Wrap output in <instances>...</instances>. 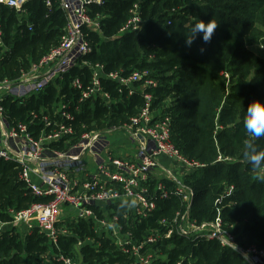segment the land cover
Returning a JSON list of instances; mask_svg holds the SVG:
<instances>
[{"label":"trees","instance_id":"obj_1","mask_svg":"<svg viewBox=\"0 0 264 264\" xmlns=\"http://www.w3.org/2000/svg\"><path fill=\"white\" fill-rule=\"evenodd\" d=\"M135 7L140 27L121 32ZM0 12V80L14 82L60 44L67 19L57 0L50 6L46 0H31L21 13L7 7ZM88 12L99 21L98 30H85L91 52L44 92L24 101L7 97L3 106L10 121L27 122L32 112L52 115L54 106L65 103L75 115L76 134L70 138L75 143L84 132L129 123L144 107V95L151 94L152 110L170 120L173 143L202 165L183 176L194 193L189 221L202 225L220 219L239 246L264 249V168L252 170L243 158L245 141L264 149V137L247 134L242 121L250 102H264V56L253 50L264 53V0H103L90 5ZM199 19L212 20L217 27L209 42L201 33L187 46L185 37ZM85 62L102 66L104 76L148 74L129 87L102 77L110 102L102 97L80 102L73 81H89L91 70ZM147 80L156 86L145 87ZM68 146L54 145L59 151ZM20 171L17 163L0 159L3 222L11 220L10 210L23 211L52 198L34 196L20 181ZM162 181L172 192L174 184ZM156 204L143 219L132 212L126 218L125 206L114 207L136 244L151 234L159 236L141 250L152 256L150 264H244L241 255L217 240L196 235L187 239L176 232L167 237L162 221H172L186 205L173 193L167 199L158 197ZM93 208L102 217L99 208ZM59 225L64 229L58 230L57 245L39 228L29 234L8 228L0 236V264H62L57 261L60 256L75 264H140L111 237L97 233L94 219L68 218L57 223V229Z\"/></svg>","mask_w":264,"mask_h":264},{"label":"built area","instance_id":"obj_2","mask_svg":"<svg viewBox=\"0 0 264 264\" xmlns=\"http://www.w3.org/2000/svg\"><path fill=\"white\" fill-rule=\"evenodd\" d=\"M29 1L0 0V9L7 7L21 13ZM57 1L67 19L60 44L23 73L19 80H0V159L13 161L20 166V181L34 196L52 198L47 203H36L23 211L10 210L11 220H0V236L8 228L25 227L27 234L39 228L50 242L57 245L60 233L57 229L58 219L64 208L68 207L76 219H94L97 233L111 237L124 253L139 259L140 264H150L152 256L142 255L141 250L145 244L157 242L159 236L151 234L145 242L136 244L131 233H125L114 207L125 206L126 218L132 212L135 217L143 219L156 209L158 197L167 199L173 193L181 196L186 211L178 212L172 221H162L167 229V237L176 232L187 239L196 235L217 240L241 255L244 264H264V249L239 246L236 238L223 229L220 219L202 225L189 221L188 212L194 193L183 183V176L202 165L184 156L173 143L170 120L152 110L151 94L144 95V107L137 116L130 118L129 123L106 131L84 132L75 143L70 140L76 134L73 125L75 115L65 103L54 106L52 115L32 112L27 122L10 121L3 106L7 97L24 101L44 92L49 85L69 73L80 58L91 52L85 30H98L99 21L89 14L88 8L92 4H102L103 0ZM46 4L50 6L51 0H46ZM136 8L121 32L137 31L140 27L141 20ZM2 35L0 24V41ZM84 65L91 70L89 81H73V88L81 93L80 102L99 97L110 102V95L102 87V77L129 87L148 74L134 73L129 78L117 73L104 76L102 66L87 62ZM144 86H156V82L147 80ZM133 92L131 90L130 94ZM118 131H123L130 144L135 145V152L126 151L119 155L109 148L112 144L109 135ZM61 142L69 145L68 149L59 151L54 147ZM160 171H163V176L158 177ZM164 179L174 184L172 192L162 181ZM94 206L99 208L102 217L97 215ZM57 261L75 264L71 258L64 256L58 257Z\"/></svg>","mask_w":264,"mask_h":264},{"label":"clouds","instance_id":"obj_3","mask_svg":"<svg viewBox=\"0 0 264 264\" xmlns=\"http://www.w3.org/2000/svg\"><path fill=\"white\" fill-rule=\"evenodd\" d=\"M216 27V23L212 20L207 23L201 19L196 20L190 27V34L185 37V44L191 46L197 34L201 33L202 40L205 43L209 42ZM201 51H203V48H201ZM242 121L247 134L254 138L264 137V102L259 100L250 102L244 112ZM245 145L243 158L251 166V169L264 168V149H258V146L251 140L245 141Z\"/></svg>","mask_w":264,"mask_h":264},{"label":"rangeland","instance_id":"obj_4","mask_svg":"<svg viewBox=\"0 0 264 264\" xmlns=\"http://www.w3.org/2000/svg\"><path fill=\"white\" fill-rule=\"evenodd\" d=\"M253 50L256 53L260 54L261 56H264V53L262 52L261 48L260 49L255 48ZM109 139L112 142V144L109 148L111 150H113L116 154L122 155L126 151H129L131 153L135 152V145L130 144L128 138L126 137V135L123 131H118V132H114V133L110 134ZM165 165L170 166L169 163H165ZM169 168L172 169L173 167H169ZM161 176H163V171H160V174L158 175V177H161ZM73 216H74V212H71L68 207H65L62 214L60 215V217L58 219V224L62 223L64 220H66L68 218H73ZM33 225H34V227H36L35 222L33 223ZM63 229L64 228H62L61 225L58 226V230H63ZM76 263H77V261H76Z\"/></svg>","mask_w":264,"mask_h":264},{"label":"crops","instance_id":"obj_5","mask_svg":"<svg viewBox=\"0 0 264 264\" xmlns=\"http://www.w3.org/2000/svg\"><path fill=\"white\" fill-rule=\"evenodd\" d=\"M92 168H93V164H92ZM94 169H92V171H93ZM74 218V217H73ZM18 230H21V231H23V232H25L26 230H24V228H18ZM26 233V232H25ZM27 234V233H26Z\"/></svg>","mask_w":264,"mask_h":264},{"label":"bare ground","instance_id":"obj_6","mask_svg":"<svg viewBox=\"0 0 264 264\" xmlns=\"http://www.w3.org/2000/svg\"><path fill=\"white\" fill-rule=\"evenodd\" d=\"M132 89V88H131ZM7 114V113H6ZM76 137V136H75Z\"/></svg>","mask_w":264,"mask_h":264}]
</instances>
